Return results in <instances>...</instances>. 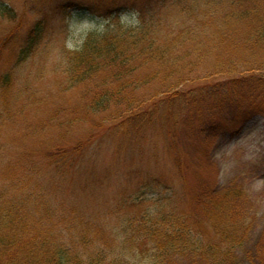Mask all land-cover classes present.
I'll use <instances>...</instances> for the list:
<instances>
[{
	"label": "trees",
	"instance_id": "trees-1",
	"mask_svg": "<svg viewBox=\"0 0 264 264\" xmlns=\"http://www.w3.org/2000/svg\"><path fill=\"white\" fill-rule=\"evenodd\" d=\"M31 2L0 3V264H264L257 201L207 176L264 122V0ZM74 12L105 24L35 63Z\"/></svg>",
	"mask_w": 264,
	"mask_h": 264
},
{
	"label": "rangeland",
	"instance_id": "rangeland-1",
	"mask_svg": "<svg viewBox=\"0 0 264 264\" xmlns=\"http://www.w3.org/2000/svg\"><path fill=\"white\" fill-rule=\"evenodd\" d=\"M8 3L24 15L25 24L33 21V7L29 6L31 0H0V3ZM24 6V7H23ZM94 10V9H93ZM102 10V9H101ZM97 13V12H96ZM103 14V12H100ZM94 14L87 12H74L70 20H67V28H61L58 36L48 38L43 42V51L35 57V63L51 66L58 61V51L62 41L73 48L80 43V34L88 28L99 26L102 28L105 24ZM122 21L134 22V18L128 15L121 17ZM59 23H65L61 20ZM0 26H7L5 21L0 20ZM33 57L28 66L23 71L22 81L18 85L23 87L27 82L29 88L33 90L35 83L33 74ZM54 75L46 73L44 83L49 82ZM26 83V84H27ZM29 117L32 116V108L27 107ZM211 155L216 163V168L207 170L209 181H215L220 185H225L232 179L238 180L246 185L248 193L251 195L256 210V222L253 240L257 239L261 231H264V122L261 119H255L247 123L239 133L234 135L225 134L220 136L214 143ZM206 173V171H205ZM189 185L195 187L196 181L192 177L189 179ZM264 237V234L262 235Z\"/></svg>",
	"mask_w": 264,
	"mask_h": 264
}]
</instances>
